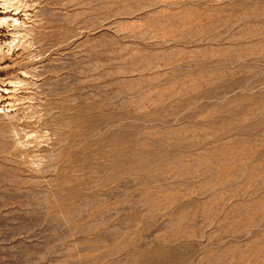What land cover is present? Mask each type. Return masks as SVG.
Masks as SVG:
<instances>
[{
	"label": "rangeland",
	"instance_id": "374dc122",
	"mask_svg": "<svg viewBox=\"0 0 264 264\" xmlns=\"http://www.w3.org/2000/svg\"><path fill=\"white\" fill-rule=\"evenodd\" d=\"M0 264H264V0H0Z\"/></svg>",
	"mask_w": 264,
	"mask_h": 264
}]
</instances>
